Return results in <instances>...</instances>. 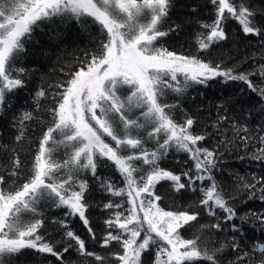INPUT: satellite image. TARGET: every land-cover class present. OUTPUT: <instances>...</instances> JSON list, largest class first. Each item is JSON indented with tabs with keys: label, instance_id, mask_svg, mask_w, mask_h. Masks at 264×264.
Segmentation results:
<instances>
[{
	"label": "snow or ice",
	"instance_id": "obj_1",
	"mask_svg": "<svg viewBox=\"0 0 264 264\" xmlns=\"http://www.w3.org/2000/svg\"><path fill=\"white\" fill-rule=\"evenodd\" d=\"M210 3L215 18L201 22L206 34L196 37L199 50L226 39L224 25L230 19L238 22L245 35L264 36V26L255 22L257 13L244 0ZM171 7L172 0H0V112L8 95L24 85L22 79L13 77V66L38 23L59 17L63 23L74 19L85 27L89 23L85 18H91L107 37L88 62L59 85L63 90L51 110L53 123L39 141L29 178L10 191L2 187L6 181L0 175V264H12L25 251L38 257L51 255L59 264H65L64 254L72 245L57 251L40 234L44 221L35 215L45 200L65 209V216L79 217L95 239L86 216L88 182L79 179L82 172H91L111 196L124 198L122 203L109 201L104 205L112 214L104 222L109 230L101 247L107 248L112 242L119 244L122 252L111 254L118 264H143L142 257L153 250L152 264H196L201 260L219 264L217 253L222 252L223 246L210 250L199 236L185 239L181 235L182 229L198 220L199 213L165 210L158 203L161 197L155 189L162 181L170 182L177 193L186 188L195 191L193 185L197 181H208L206 187L199 189L203 196L199 203L208 215L215 217L216 210H222L227 222L237 215L211 174L216 167L215 153L197 146L205 137L193 134L195 121L187 117L183 123H177L169 111L174 105L162 103V98L166 91L183 93L192 82L207 84L215 77H223L226 81L245 83L264 99V88H257L250 79L257 74L264 78V65L257 72L235 74L232 69L222 70L196 56L157 46L160 38L168 35L160 26ZM178 75L183 76V83ZM122 91L127 95H121ZM45 95L43 89L36 93L37 97ZM31 119L30 112H23L18 118L21 131L15 137L17 141L23 138L25 122ZM148 140L155 141V149L145 147ZM261 142L264 143V137ZM172 147L189 154L195 174H190V170L177 174L160 166ZM60 149L65 158L54 160V153ZM105 160L119 172L123 187L98 176V166ZM20 166L17 156L10 175L18 176ZM243 187L255 189L256 184L245 182ZM261 191L264 193V184ZM260 199L264 200V194ZM240 219L243 222L248 217ZM59 223L67 229L65 237L74 241L81 256L94 257L98 264H104L106 257L88 251L85 240L65 221ZM204 227L207 226L201 225ZM211 227L219 230L221 224L217 222ZM230 227L234 231L241 229L235 223ZM231 247L239 249L235 238ZM251 251L260 254L258 264H264V242H255ZM245 259H250L249 252L237 257V264H243Z\"/></svg>",
	"mask_w": 264,
	"mask_h": 264
},
{
	"label": "trees",
	"instance_id": "obj_2",
	"mask_svg": "<svg viewBox=\"0 0 264 264\" xmlns=\"http://www.w3.org/2000/svg\"><path fill=\"white\" fill-rule=\"evenodd\" d=\"M234 2L239 3V0ZM244 3L257 13V25L264 26V0H244ZM214 18L215 9L210 0H172L169 15L160 26V30L167 31L168 35L160 38L157 46L181 55L196 56L213 66L219 65L222 70L232 69L235 74L257 72L260 65H264V36L245 35L235 20L230 19L224 25L226 39L213 43L206 50L198 49L197 35L206 34L201 22H211ZM85 19L89 20L85 27L74 19L63 23L59 17L38 23L25 40L24 50L13 66V77L22 79L24 85L8 95L4 110L0 112V175L6 181L2 187L10 191H15L31 174L39 141L53 123L51 110L56 107L58 93L63 90L59 85L65 84L75 71L85 65L91 55L99 50L101 42L107 39L98 24L92 23L91 18ZM17 69L24 71L18 72ZM178 79L183 83L182 75H178ZM250 79L257 88H264V78L258 74ZM41 89L46 95L37 97L36 93ZM121 95L126 96L127 92L122 91ZM162 103L174 105L169 111L177 123H183L187 117L193 118V134L205 137L197 146L215 153L216 167L211 174L237 215L232 222L225 221L219 209L215 217L208 215L199 203L203 198L199 189L206 187L208 181H197L193 185L195 191L186 188L179 193L172 190L170 182L162 181L155 189V194L161 197L158 203L165 210L199 213L198 220L182 229L181 235L185 239L199 236L210 250L223 246L222 252L217 253L219 264H237V257L243 252H249L250 256L243 264H258L260 254L252 253L251 249L255 242H264V219L257 218L264 217V200L260 199L264 194L261 191L264 184V180H261L264 178V152H261L264 149L261 142V137H264V99L243 82L215 77L207 84L192 82L180 94L166 91ZM23 112H30L32 119L25 122L23 138L17 141L15 137L21 131L18 118ZM145 147L155 149L156 143L148 140ZM17 156L21 164L19 175L11 176L13 160ZM256 156L262 158L255 159ZM64 158L63 149L53 155L57 161ZM193 165L189 154L175 147L170 148L160 162L162 168L177 174L189 170L190 174H195ZM97 174L101 180H110L117 187L124 186L119 172L106 160L99 164ZM79 179L88 182L85 200L89 207L86 216L95 239L91 238L79 217L65 216V209L57 208L48 200L41 202L35 215L36 219L44 221L40 234L55 245L57 251L72 245L64 254L65 264H98L94 257L81 256L74 241L65 237L67 229L59 223L63 220L85 240L88 251L106 257L104 264H118L111 254L122 252L119 244L112 242L107 248L101 247L103 237L109 230L104 222L112 214L104 205L109 201L122 203L124 198L111 196L91 172L80 173ZM245 182L256 184L255 189H245ZM244 216L248 219L242 222L240 217ZM217 222L221 224L219 230L211 227ZM231 223L241 225L240 231H234ZM201 225L207 227L201 228ZM234 238L239 249L231 247ZM154 255V250L145 254L143 264H152ZM12 264L59 262L51 255L38 257L32 251H25ZM196 264L209 262L201 260Z\"/></svg>",
	"mask_w": 264,
	"mask_h": 264
}]
</instances>
